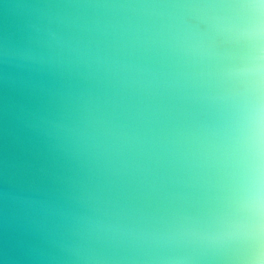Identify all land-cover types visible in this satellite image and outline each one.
Returning <instances> with one entry per match:
<instances>
[{
	"label": "clouds",
	"instance_id": "obj_1",
	"mask_svg": "<svg viewBox=\"0 0 264 264\" xmlns=\"http://www.w3.org/2000/svg\"><path fill=\"white\" fill-rule=\"evenodd\" d=\"M0 264H264V0H0Z\"/></svg>",
	"mask_w": 264,
	"mask_h": 264
}]
</instances>
